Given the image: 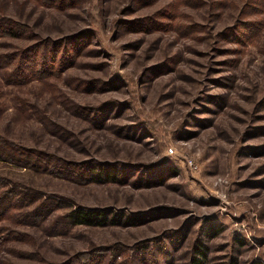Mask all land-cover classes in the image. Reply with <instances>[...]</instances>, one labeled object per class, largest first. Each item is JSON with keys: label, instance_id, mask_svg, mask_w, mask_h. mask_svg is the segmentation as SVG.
Segmentation results:
<instances>
[{"label": "rangeland", "instance_id": "rangeland-1", "mask_svg": "<svg viewBox=\"0 0 264 264\" xmlns=\"http://www.w3.org/2000/svg\"><path fill=\"white\" fill-rule=\"evenodd\" d=\"M0 24V264H264V0H0Z\"/></svg>", "mask_w": 264, "mask_h": 264}, {"label": "trees", "instance_id": "trees-1", "mask_svg": "<svg viewBox=\"0 0 264 264\" xmlns=\"http://www.w3.org/2000/svg\"><path fill=\"white\" fill-rule=\"evenodd\" d=\"M0 26H1V24H0ZM93 174H94V178L95 179H99L100 177H102V172L101 171L93 172ZM113 174L115 176V172H113ZM113 174L110 173L109 171H104V177H106L105 179L111 178V176H113ZM71 214H72V216L74 217V220L77 223H89V224L96 223V224H99V223H103L104 221H106L105 220L106 217L103 215L104 213H100L98 211L74 210V211H72ZM113 219H116V218H113ZM215 229L216 228H213L211 230L212 233L216 232ZM197 249H198V253H203L202 247H198ZM193 263L194 264H201L200 256H195L193 258Z\"/></svg>", "mask_w": 264, "mask_h": 264}]
</instances>
